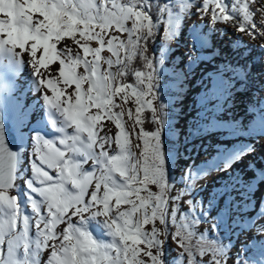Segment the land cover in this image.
Wrapping results in <instances>:
<instances>
[{
  "label": "snow or ice",
  "instance_id": "obj_1",
  "mask_svg": "<svg viewBox=\"0 0 264 264\" xmlns=\"http://www.w3.org/2000/svg\"><path fill=\"white\" fill-rule=\"evenodd\" d=\"M189 11L197 25L207 20L213 33L232 31L238 43L264 49V0H0V81L30 65L58 133L24 140L22 108L16 136L0 90V264H222L216 241L205 242L196 226L204 218L212 229L220 218L238 223L239 205L209 201L219 213L209 217L191 184L169 185L162 160L165 57L149 45L161 29L162 43L176 38L174 22ZM191 41L190 64L211 59L202 50L218 54L206 34L193 29ZM133 74L135 84L125 83ZM133 98L135 108H126ZM257 216L239 223L264 234V212ZM93 222L110 239L94 235Z\"/></svg>",
  "mask_w": 264,
  "mask_h": 264
},
{
  "label": "rangeland",
  "instance_id": "obj_2",
  "mask_svg": "<svg viewBox=\"0 0 264 264\" xmlns=\"http://www.w3.org/2000/svg\"><path fill=\"white\" fill-rule=\"evenodd\" d=\"M197 19L191 11L180 15L179 21L174 22L178 36L167 45L161 43L162 31L157 37L156 57H165L159 81V93L160 96H165L162 99L167 112L164 127L175 131L178 142L177 166L170 174L164 171L165 176L170 186L181 188L189 184V180L184 182L185 173L188 174L191 168L206 165L193 173L197 176L191 182L195 199L208 211L209 217L219 215L218 210L207 208L209 201L218 203L221 207L229 202L234 206L239 205L240 215L236 216L238 223L235 224L231 220L225 222L223 218L217 219L215 229L210 227L211 220L204 218L196 226L198 231L204 234L218 233L222 238L223 244L217 249L220 257L218 262L255 264L249 261L242 263L241 257L260 251L261 261L256 264H264V234L251 228L250 223H239L242 218L258 219L257 213L264 212V121H258L259 116L255 117L258 112L264 118V109L260 110V102L251 101L249 89L239 84V74L234 65L231 68L229 64L228 70L219 74V68L228 63L220 53L221 43L226 36L224 33L220 36V33L210 31L211 25H208L207 20L197 25ZM193 29L208 36L209 44L215 46L217 55H213V50L205 49L202 50L203 56H210L211 59L201 58L189 63ZM12 75H20V78H15L13 85L8 79L0 81V90L8 93V112L13 117L11 129L16 136L20 132L15 117L20 114V109L25 110L24 123L29 127L23 132V138L27 140L30 135L41 134L38 122L43 120V114L35 104L44 97L30 65L24 64ZM243 77L244 74L240 79ZM174 79L178 86L173 85ZM130 91L128 89L129 93ZM244 98H247L246 102ZM18 105L21 108L15 112ZM125 107L134 109V98L126 102ZM175 112L177 116H174ZM123 119L127 130L131 118L125 116ZM139 128L137 125L133 129L130 139H135ZM112 131H117L114 124ZM161 144L165 166L167 156L171 155L172 144L171 141H165L164 131L161 134ZM150 187L156 190L155 186ZM259 223H264V219ZM91 227L94 235L110 239L104 234L102 226L97 227L93 222ZM171 248H175V245L169 248L170 260L176 256ZM47 256L48 252H45L43 259L46 260Z\"/></svg>",
  "mask_w": 264,
  "mask_h": 264
},
{
  "label": "bare ground",
  "instance_id": "obj_3",
  "mask_svg": "<svg viewBox=\"0 0 264 264\" xmlns=\"http://www.w3.org/2000/svg\"><path fill=\"white\" fill-rule=\"evenodd\" d=\"M219 27H223V25H220ZM222 34L223 32L220 33V36H222ZM225 36L226 38L221 43L222 51L220 53L222 54V57H224L226 62L230 64L231 68H233L232 67L233 65L234 67H236L235 71H237V73L239 74V78L237 77L239 84L241 86H244L246 89L247 88L249 89L248 90V92L250 93L249 98L252 99L251 101L258 100L260 102V110H263L264 109V49L257 46H246L245 43H238L236 41V35L232 31H228L225 34ZM245 41H247V38H245ZM217 43H219V41H217ZM260 43H264V41H261ZM0 70L7 71L6 69H0ZM242 74H244V77L241 80L240 78ZM15 78L16 79L20 78V75L13 76L11 72L8 73L7 79L10 80L9 81L10 84L14 83ZM42 97H44L43 94ZM246 99L244 98L243 100L245 101ZM9 101L11 102V100ZM35 105H37L38 109L43 114V120L38 122V127L40 128V132H41L40 135H43L46 138H50V139L55 138L58 135V133L56 129L52 127L51 120L53 118H57L56 111L54 109L49 108L44 98L42 100H39ZM20 108H21L20 105H18L15 109V112H18ZM255 117L258 118V121L259 120L264 121L263 115L259 114L258 112H256ZM69 131H71V129Z\"/></svg>",
  "mask_w": 264,
  "mask_h": 264
},
{
  "label": "trees",
  "instance_id": "obj_4",
  "mask_svg": "<svg viewBox=\"0 0 264 264\" xmlns=\"http://www.w3.org/2000/svg\"><path fill=\"white\" fill-rule=\"evenodd\" d=\"M150 2L155 3L156 0H150ZM160 2H165V0H160ZM161 31H162V34H163V29H161ZM162 34H161V43H162ZM170 42L162 43V44L167 45ZM157 47H158V38H156L155 41H153L149 45L150 54L156 56ZM141 65H142V61H140L139 58H137V60H134L132 62V67L133 68H140ZM124 82L125 83H128V84H135V76H134V74L133 75H128L126 77V79H125ZM172 83H173L174 86H178V82H177L176 79H174ZM162 97L163 96H161V98ZM173 114H174V116H177L178 115L176 112L173 113ZM142 115L145 116V117H148V116H150V113L148 112V110H145V112ZM144 127H145V130H152V125L150 124V122H149L148 119L145 120ZM163 131L165 133V141H169V142L171 141V144H172L171 155L167 156V161H166V164L164 166L165 167L164 168V171L167 172L168 174H170L176 168L177 161H178L177 134L175 133L174 130H171V129L170 130H167L166 129V126L164 127V130ZM203 167H206V165L205 166H197V167L191 168L188 174H186V173L184 174V176H183L184 182L187 183L188 180H189V184H191L192 180H195V178L197 177V176L195 177V175H193V173L195 171H199ZM190 174H191V179H189ZM213 239L216 241V249H215L213 255L216 257V259L218 261L220 259V257L217 254V249L220 248V246L223 244V240L219 236L218 233H216V234H210V233L205 234V242L210 241V240H213ZM261 256H262V253L260 251H256L254 253H251V254H247L245 256H242L241 257V262L242 263H245L246 261H249V262H253V263L256 264V263H258V262L261 261Z\"/></svg>",
  "mask_w": 264,
  "mask_h": 264
},
{
  "label": "water",
  "instance_id": "obj_5",
  "mask_svg": "<svg viewBox=\"0 0 264 264\" xmlns=\"http://www.w3.org/2000/svg\"><path fill=\"white\" fill-rule=\"evenodd\" d=\"M10 129H11V123L9 125ZM11 132L15 134V132L11 129ZM16 135V134H15Z\"/></svg>",
  "mask_w": 264,
  "mask_h": 264
}]
</instances>
